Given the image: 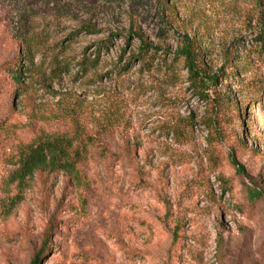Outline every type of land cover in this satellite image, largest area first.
Returning <instances> with one entry per match:
<instances>
[{"label":"rangeland","instance_id":"1","mask_svg":"<svg viewBox=\"0 0 264 264\" xmlns=\"http://www.w3.org/2000/svg\"><path fill=\"white\" fill-rule=\"evenodd\" d=\"M263 18L264 0H0V264H31L48 222L40 264H264V195L247 194L264 192ZM184 37L219 75L213 149ZM76 130L87 187L12 181L20 144Z\"/></svg>","mask_w":264,"mask_h":264},{"label":"trees","instance_id":"2","mask_svg":"<svg viewBox=\"0 0 264 264\" xmlns=\"http://www.w3.org/2000/svg\"><path fill=\"white\" fill-rule=\"evenodd\" d=\"M261 25L262 27L255 38L259 43V47L255 49L258 54L264 53V18ZM148 47L149 44L143 41L139 60H142L144 64L151 65L150 58H145ZM25 55H28L27 52ZM177 56L183 59L193 93L198 97V100L205 104L208 113L202 119V123L207 129V145L209 149H213V146L224 137L219 119L223 96L221 92L213 90L218 84L219 75H209L206 72L200 52L195 48L193 42L185 37L178 49ZM17 71V69L11 71L15 81L19 78ZM93 142L94 139L91 136H85L77 130L73 133L41 132L28 143L19 145L17 168L11 173L13 176L11 179L17 181V185L20 186L26 178L32 177L34 173L61 172L75 184L87 187V182L83 179L86 174L81 168V163L86 159L87 146ZM229 159L237 173L245 176L244 167L239 164L235 156L230 154ZM247 194L249 200L252 201L262 197L264 192L253 186H248ZM178 229L179 226H176L173 232L174 242L179 238ZM54 230V223L48 222L42 245L33 254L31 264H40L43 254L50 247L49 239Z\"/></svg>","mask_w":264,"mask_h":264}]
</instances>
